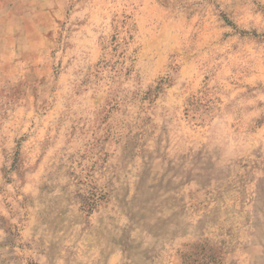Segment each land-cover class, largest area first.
<instances>
[{
  "label": "rangeland",
  "instance_id": "rangeland-1",
  "mask_svg": "<svg viewBox=\"0 0 264 264\" xmlns=\"http://www.w3.org/2000/svg\"><path fill=\"white\" fill-rule=\"evenodd\" d=\"M0 264H264V0H0Z\"/></svg>",
  "mask_w": 264,
  "mask_h": 264
}]
</instances>
